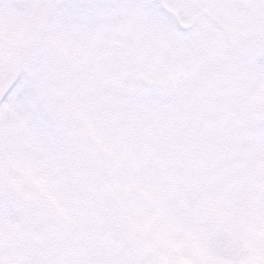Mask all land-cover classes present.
I'll use <instances>...</instances> for the list:
<instances>
[{"label":"snow or ice","instance_id":"1","mask_svg":"<svg viewBox=\"0 0 264 264\" xmlns=\"http://www.w3.org/2000/svg\"><path fill=\"white\" fill-rule=\"evenodd\" d=\"M0 264H264V0H0Z\"/></svg>","mask_w":264,"mask_h":264}]
</instances>
